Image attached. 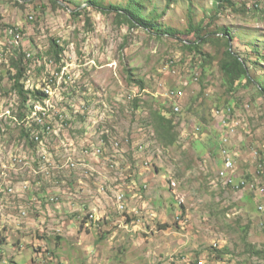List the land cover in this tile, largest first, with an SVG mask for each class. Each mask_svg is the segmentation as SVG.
<instances>
[{
  "label": "rangeland",
  "instance_id": "rangeland-1",
  "mask_svg": "<svg viewBox=\"0 0 264 264\" xmlns=\"http://www.w3.org/2000/svg\"><path fill=\"white\" fill-rule=\"evenodd\" d=\"M230 2L0 0V264H264V0ZM224 29L250 82L220 70ZM13 64L24 91L53 90L41 143Z\"/></svg>",
  "mask_w": 264,
  "mask_h": 264
},
{
  "label": "trees",
  "instance_id": "trees-1",
  "mask_svg": "<svg viewBox=\"0 0 264 264\" xmlns=\"http://www.w3.org/2000/svg\"><path fill=\"white\" fill-rule=\"evenodd\" d=\"M16 2H21V0H15ZM92 6L97 7V5H94V3H91ZM225 5H230L232 6L230 0H220V3L216 5V10L218 8H221ZM110 10L114 11L116 16L120 18L121 20L123 19L126 24L130 25L131 27L135 28H141L147 33L151 35H159L160 30L157 27H153L152 22L150 21L151 19H144L141 16H139L138 13H136L135 10H131L130 7L126 8H118V7H109ZM203 26L200 27L197 25V27H190V32L193 33V36L195 34L196 38L198 39L197 41L204 42V37H200L199 33L202 31ZM190 33V35L192 34ZM224 41H225V48L226 50L224 51V56L220 64V70L223 74V76L226 78V81L231 85H235L236 83H239L243 79H245L247 82H250V76H249V69L245 63V61L241 58V56L237 55L236 53H232L230 50V42L232 41L231 33L229 29H224L221 32ZM165 34L171 37H175L178 35V33H175L173 31H168ZM200 37V38H199ZM51 50L52 53L58 57L59 54H61L62 49L56 44L55 41L50 42ZM186 48L192 52L193 50L196 51L199 46H197L196 43H192L191 46L185 45ZM13 67L16 69V74L13 77L14 81V89L18 93L19 97V103H18V115L22 116L23 112L25 111L26 104L28 99L32 100H42L45 98V94L42 93L39 90H23V87L18 83L20 78L22 77L23 74V68L18 66V64H13ZM260 93L264 95V86L261 85ZM20 104V105H19ZM20 106L22 107L21 109ZM160 114V115H159ZM157 114V119L159 123L166 124V118L164 115H161V113ZM24 133V132H23ZM25 137H28V134L25 133ZM32 145V144H31Z\"/></svg>",
  "mask_w": 264,
  "mask_h": 264
},
{
  "label": "bare ground",
  "instance_id": "bare-ground-1",
  "mask_svg": "<svg viewBox=\"0 0 264 264\" xmlns=\"http://www.w3.org/2000/svg\"><path fill=\"white\" fill-rule=\"evenodd\" d=\"M49 83V82H48ZM48 85V84H47ZM51 87V86H50ZM50 87L49 86H47V88L46 89H42V93H44L45 94V91L46 90H48V89H50ZM49 95H51V94H49ZM48 96V95H47ZM45 98H47V97H45ZM45 98H43V99H45ZM28 100H30V99H28ZM32 100V99H31ZM48 100V99H47ZM38 101H40V100H38ZM38 101L36 100L35 101V104L33 105V108H29L30 109V111L28 112V114H27V119L26 120H29V121H31V119L33 120V123L31 124L30 122H28V121H25L24 123L25 124H27L28 125V127L32 130L31 131V133H30V138H32L33 139V141L32 142H35L36 144H38V141H39V143H41L42 142V138H40V136H39V134H38V119H39V122H42L41 121V119H45L46 117H49L48 115H47V111H46V109L43 107V109L41 110L39 107H38ZM44 101V100H43ZM29 101H27V103H28ZM41 102V101H40ZM30 103V102H29ZM31 104V103H30ZM48 104V103H47ZM46 105V104H45ZM49 105V104H48ZM4 108V107H3ZM27 108V107H26ZM7 109H8V107H7ZM6 109V110H7ZM10 112H11V110H10ZM49 114V113H48ZM2 115V114H1ZM8 117V116H7ZM22 117H23V115H22ZM16 118V117H15ZM20 118V117H19ZM9 119V118H8ZM12 120V119H11ZM14 120V119H13ZM19 120H21V119H19ZM46 121H47V119H46ZM21 122H23V121H21ZM49 122H50V120H49ZM49 124V123H48ZM18 125V124H17ZM39 127H41V128H47V123H43V124H41ZM48 127H49V129H46V130H44V132L43 133H45V134H47V133H50L49 131L52 129L49 125H48ZM23 128H25V126L23 127ZM29 129V130H30ZM28 131V130H27ZM44 134V135H45ZM21 162V161H20ZM218 176H219V174H218ZM220 178V177H219ZM221 179V178H220ZM2 186L3 185H1L0 184V194H3V192H4V187H3V189H2ZM7 191V190H6ZM5 193V192H4ZM1 196V195H0Z\"/></svg>",
  "mask_w": 264,
  "mask_h": 264
},
{
  "label": "built area",
  "instance_id": "built-area-1",
  "mask_svg": "<svg viewBox=\"0 0 264 264\" xmlns=\"http://www.w3.org/2000/svg\"><path fill=\"white\" fill-rule=\"evenodd\" d=\"M9 34H10V36L13 38V39H19V33L17 32V31H14V30H10L9 31ZM178 92V93H177ZM53 93V90L52 89H48V90H46L45 91V97L47 96V95H49V94H52ZM174 94H177L178 95V97H179V95H180V91H176V92H174ZM0 105H2V104H0ZM174 111L175 112H178L179 111V107L178 106H175L174 107ZM53 116H55V114L53 113ZM56 117V116H55ZM48 120L49 119H47V128H41V132H43L44 130H46V129H49V127H48ZM231 170H233V164L230 162V160L228 159V158H226L224 161H223V168L220 170V171H218L219 173V177L221 178V180H222V182H223V184L224 185H227V186H232L233 185V181H232V177H233V175L231 174V176H228L227 175V172L228 171H231ZM4 174L2 175V176H0V184H4L5 182H4ZM242 183V182H241ZM9 193H13V191H12V189L11 188H9L8 186H7V193H5V194H0V195H7V194H9Z\"/></svg>",
  "mask_w": 264,
  "mask_h": 264
},
{
  "label": "crops",
  "instance_id": "crops-1",
  "mask_svg": "<svg viewBox=\"0 0 264 264\" xmlns=\"http://www.w3.org/2000/svg\"><path fill=\"white\" fill-rule=\"evenodd\" d=\"M26 90H27V89H26ZM28 90H29V89H28ZM20 132H21V131H20ZM21 133H22V132H21ZM21 133H20V134H21ZM22 134H23V133H22ZM22 134H21V135H22ZM37 152H38V151H37ZM2 173L4 174V171H2ZM2 173H1V174H2Z\"/></svg>",
  "mask_w": 264,
  "mask_h": 264
}]
</instances>
